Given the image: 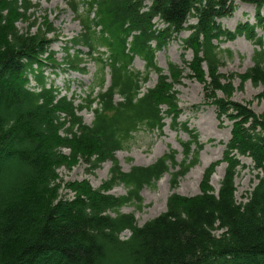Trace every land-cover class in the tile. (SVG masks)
I'll use <instances>...</instances> for the list:
<instances>
[{"label": "trees", "instance_id": "16d2710c", "mask_svg": "<svg viewBox=\"0 0 264 264\" xmlns=\"http://www.w3.org/2000/svg\"><path fill=\"white\" fill-rule=\"evenodd\" d=\"M66 1L81 31L65 42L58 61L52 44L60 35L47 17L42 22L34 17L39 5L0 0V264H264V113L231 99L232 84L220 67L221 53H233L219 45L244 37L259 46L254 64L238 76L264 86L258 33L264 29V0H239L256 7L257 22H239L235 29L220 19L233 15L236 0ZM20 21H30L25 31ZM185 30L189 34L181 41L193 52L190 61L183 60L188 75L203 83L204 103L216 107L217 119L232 122L231 136L222 158L205 168L199 193L173 191L166 209L139 225L134 213L121 208H141L142 189L154 187L167 172L171 189L178 188L205 147L197 129L179 118L175 87L185 69L169 61L165 70L156 60ZM136 57L145 61L144 71L133 68ZM90 62L94 79L77 102L51 75L84 74ZM152 72L157 81L144 90ZM259 96L264 98V91ZM83 110L94 113L91 123L84 121ZM168 118L172 129L189 136L180 142L181 160L170 149L149 165L124 171L116 152L142 129L162 135ZM242 157L252 160L257 183L238 201ZM77 158L93 170L108 160L112 166L98 188L85 181L67 198L59 193L58 169ZM222 163L225 172L216 189L211 180ZM117 184L126 194L108 192Z\"/></svg>", "mask_w": 264, "mask_h": 264}, {"label": "rangeland", "instance_id": "374dc122", "mask_svg": "<svg viewBox=\"0 0 264 264\" xmlns=\"http://www.w3.org/2000/svg\"><path fill=\"white\" fill-rule=\"evenodd\" d=\"M39 7L35 9V16L40 18L47 17L53 22L59 39L52 44V49L56 52V58L61 61L65 56V42L76 36L81 31V25L75 18L74 13L69 8L66 0H33ZM236 10L230 17L220 19L222 25L229 29H235L239 22L250 21L256 23V7L249 3L236 0ZM263 13V11H261ZM31 17V20L34 19ZM157 21V19H156ZM29 22H18V27L25 31ZM160 26V22H158ZM36 27L31 29L34 32ZM258 33L263 38L264 49V29L258 28ZM189 31H183L178 39H174L162 51L157 53V63L165 70L168 62L172 61L180 64L184 69L186 77L182 83L176 85L178 92L179 106L181 107L180 120L188 121L191 128H196L200 135V140L205 143L204 149L200 154V162L192 167L190 171L181 178L178 188L171 189L170 173H165L156 185L145 186L141 195L143 196V205L140 208L135 204H126L121 208L122 212L134 213L139 225L156 217L166 209L168 196L176 191L184 195H193L200 192V182L205 168L214 160L223 156L225 142L231 136L232 122L224 117V121L217 119L216 107L211 103H204L205 93L204 85L198 80L189 77V68L183 60L190 61L193 58V52L184 48L181 39L187 37ZM221 49H230L233 53L228 56L226 52H222V60L224 64L220 67V72L226 76L224 81L231 82L233 92L231 99L249 105L257 113H264V98L259 95L264 91V86H256L251 80L241 81L239 73H244L254 64L253 55L255 49L258 48L254 42L244 37H237L235 40L220 42ZM86 51L87 48H84ZM133 68L136 70H145V61L140 57H136L133 62ZM96 67L93 62L88 64V72L80 74L78 72H60L58 75H51L57 86L63 88V93L68 96H74L77 102L81 101L88 92L89 85L94 79ZM109 78V77H108ZM157 81V74L152 72L149 81L144 85V90L153 87ZM34 84V82H32ZM69 86V89L66 88ZM219 97H228L221 91H218ZM200 105V107H196ZM86 123H91L94 113L91 110H83L80 112ZM167 125L163 129V134L158 131L140 130L134 134V138L126 145L124 149L116 152L119 164L124 171H128L132 165H149L159 156L168 152L170 149L178 151L177 157L181 160L182 147L181 140H187L188 134L182 129L175 130L170 127V119H166ZM69 154L68 149H63ZM242 162L246 165L242 168L236 177L237 199L245 201L248 193L257 183V171L253 169L252 160L249 157H242ZM69 166H62L58 169V182L60 184L59 193L61 196L73 198L77 195L76 187L85 181H88L92 188H98L103 181L109 176V170L112 166L110 160L103 162L98 169L93 170L85 160L77 158L70 163ZM89 167L92 171L89 170ZM225 163L220 164L212 176V184L219 189V183L225 172ZM116 196L126 194L127 188L123 184L115 185L108 191ZM129 232L123 234L127 236Z\"/></svg>", "mask_w": 264, "mask_h": 264}]
</instances>
